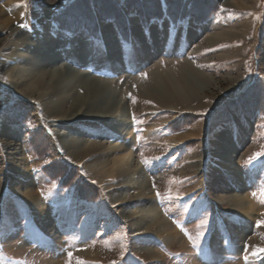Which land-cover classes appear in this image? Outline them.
<instances>
[{"label": "rangeland", "instance_id": "rangeland-1", "mask_svg": "<svg viewBox=\"0 0 264 264\" xmlns=\"http://www.w3.org/2000/svg\"><path fill=\"white\" fill-rule=\"evenodd\" d=\"M0 9L59 55L54 67L103 82L117 101L111 116L60 119L52 113L70 117L76 100L56 91L45 109L0 64V264H264V0H0ZM8 34L0 60L26 66ZM122 161L131 168L116 174ZM152 205L178 238L135 224Z\"/></svg>", "mask_w": 264, "mask_h": 264}, {"label": "bare ground", "instance_id": "bare-ground-1", "mask_svg": "<svg viewBox=\"0 0 264 264\" xmlns=\"http://www.w3.org/2000/svg\"><path fill=\"white\" fill-rule=\"evenodd\" d=\"M16 17H18L17 14L6 16L0 9V19L2 20L0 31H9V34L7 35V39L9 41L11 39L13 41L14 39H20L19 41H22L21 44H19L20 47L18 46L13 49V54L16 56L20 55L19 57L24 58V61L27 63L26 66H24V64H22L23 66L17 64L9 65V63L6 62L7 60H0V64L5 67V71L7 73L6 75L12 79V81L15 83V86L18 87V91L28 95L29 97H34L36 100H41L40 105L45 107V109L58 101V98L54 96L56 91L63 94L62 96L64 97L71 96L77 102L75 104L71 103L70 107H73L75 110L77 108V111L68 118H63L62 115H57L55 112L52 113L55 117L60 119L62 118L64 120L70 121L78 116L86 117L87 119H98L104 118L108 115H114L117 101L109 86L103 84V82L99 83L96 81V79L89 77L86 74L75 71L69 65H64L61 69L60 67H54V63L51 64V62L57 60L56 57H59V55H57L56 52H53L52 55H49L50 52L46 53L45 51L44 53L42 41L33 37L30 38V36H23L20 25H9L11 20ZM49 36L50 34H46L45 38H48ZM21 47L25 48L22 50ZM31 61L34 63L31 64ZM187 81L188 79L182 76L180 79V85L183 84L185 86ZM79 88L83 90L82 94L78 92ZM38 89L41 92H38ZM180 90L184 89L181 88ZM43 98L46 100H43ZM87 103L90 104V108L81 114ZM0 124V132L2 135H4L7 132V128L5 127V124L2 120H0ZM53 131L57 139H59L62 144L69 147L72 146L73 148L80 145L77 138H66L58 129H54ZM174 143L171 144L173 145ZM4 146L9 147L15 154L20 153V144L15 141L6 139ZM12 152L11 154H13ZM13 159L15 160L16 156H14ZM130 168L131 167L129 166V163L122 161L121 163H118V165L113 170L116 169V174H123ZM127 177L128 182L126 185L134 184V186H136V184L132 182L133 178H130L129 175ZM243 199L244 198H239V200ZM140 210L150 214L148 216L150 218L144 222L145 216L139 217L135 221L137 226H139L142 222L144 224L153 222L156 225L157 231L160 233H165V237L167 239L173 240V238H178L176 231L170 227L169 223L165 220H160L159 215L156 214L153 205L149 208H143ZM126 214V212H123V216H126ZM152 253H156V251L151 249L149 254L152 255ZM85 254L90 255L88 252H85Z\"/></svg>", "mask_w": 264, "mask_h": 264}, {"label": "snow or ice", "instance_id": "snow-or-ice-1", "mask_svg": "<svg viewBox=\"0 0 264 264\" xmlns=\"http://www.w3.org/2000/svg\"><path fill=\"white\" fill-rule=\"evenodd\" d=\"M20 27H26V25H20ZM256 155H260V154H256ZM145 163H147V161H145ZM92 183H95V181H92ZM261 223H264V222H261ZM203 235H204V233L201 232V233H200V236H203ZM193 243L195 244L196 242L193 241Z\"/></svg>", "mask_w": 264, "mask_h": 264}]
</instances>
